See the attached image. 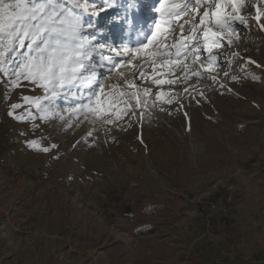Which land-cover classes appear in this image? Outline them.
Wrapping results in <instances>:
<instances>
[{
    "label": "rangeland",
    "instance_id": "rangeland-1",
    "mask_svg": "<svg viewBox=\"0 0 264 264\" xmlns=\"http://www.w3.org/2000/svg\"><path fill=\"white\" fill-rule=\"evenodd\" d=\"M130 2L113 0L98 17L85 14V34L91 19L105 52L121 51L116 41L131 20L133 47L146 42L160 21L157 0ZM215 3L207 0L199 12L189 7L161 24L168 43L189 36L188 23L199 31L188 42L187 59L171 68L157 66L166 63L163 50L152 55L159 38L141 52L147 59L133 61L145 66L143 79L134 76L136 90L148 88L152 95L136 114L114 124L78 117L74 109L87 102L86 85L43 99L39 86L21 79L14 87L15 77L0 72V264H264V16L255 19L257 7L264 13V0H245L247 24L233 21L235 31L221 33L211 61L199 20L204 11L215 12ZM212 20L217 31L214 15ZM182 23L186 28L178 35L172 29ZM17 53L23 60L27 47ZM193 55L199 56L195 64ZM95 58L100 79L116 82L99 50ZM153 59L157 65L149 67ZM152 76L176 82L156 85ZM160 92L172 103L156 100ZM25 95L41 97L40 107L25 102ZM13 104L23 106L14 110ZM33 141L49 151L33 148ZM172 160L184 170L176 176V191L165 182ZM146 193L175 211L167 228L148 226L135 212L133 201ZM111 240L123 246L112 248Z\"/></svg>",
    "mask_w": 264,
    "mask_h": 264
},
{
    "label": "snow or ice",
    "instance_id": "snow-or-ice-1",
    "mask_svg": "<svg viewBox=\"0 0 264 264\" xmlns=\"http://www.w3.org/2000/svg\"><path fill=\"white\" fill-rule=\"evenodd\" d=\"M112 2L113 0H104L103 4L96 5L94 0H72L71 6H67L61 0H10V2L0 0V72L6 76L15 77L11 81L14 87L20 86L21 79L39 86L45 93L43 99H47L48 94L55 98L62 89L71 91L74 87L86 85L87 102L78 104L74 111L77 112L78 117L82 114L85 120L90 119L93 124L97 121L102 124H114L125 116L136 114V109L145 105L144 98L151 96L152 93L148 88H145L142 93L136 90L138 86L130 79V76H140L143 79L145 66L134 64L133 61L147 59L140 55L141 52L146 53L158 38L160 47L153 48L152 55L155 56L163 50V55L167 60L165 64L157 65V61L153 59L149 62V67L157 65L171 68L174 63H182L184 59H187L188 52L185 50L188 48V42L196 39V32L199 31L197 24H191L192 33L189 36L181 35L178 40L174 38L171 43H168L166 30L161 28V24H167L174 18H179L182 13L189 10V7L199 12L201 4L206 3L207 0H191V5L184 0H181V3L157 0L159 6L154 11L160 14V21L155 23V30L150 33V38L135 48H124L121 51L110 48L108 52H105L106 46L97 40L96 26L91 19L87 20L89 31L85 34V14L88 17H98L105 10V6H110ZM134 2L135 0H131L129 7H132ZM244 7L245 0H226V2L216 0L214 13L203 12L199 25L204 28L203 47L209 52L211 61L216 60V56L212 55V49L220 46L221 33L228 30L234 32L233 21L239 20L241 24H247L246 18L241 15ZM213 15L217 31H213L211 27ZM262 16L264 13H261L260 8L257 7L255 19L259 21ZM260 27L264 29V24ZM172 30L183 33L184 25L179 24ZM25 47H27V55L23 60L17 61L16 57L19 55L17 49ZM170 49H175V51L171 52ZM98 50L101 58L106 57L105 63L111 64L109 72L116 73V82L109 83L107 80L100 79L102 73L96 70L95 58ZM199 51L198 47L194 49L195 53ZM112 52L118 57L127 53V58L124 61L114 60L109 54ZM198 59V55H193L192 63L195 64ZM14 63L16 67L10 71ZM125 68H138L139 71L129 72L125 71ZM183 71L184 79H188L187 65ZM192 74L200 75L195 69L192 70ZM175 82L152 76V83L156 85L174 84ZM121 88L126 90H121ZM166 95L168 94L160 92L156 100L172 103L171 97L164 100ZM80 96L83 99V93ZM22 99L39 108L42 98L33 99L25 95ZM22 106L13 104L12 108L15 110ZM152 106L155 107V102ZM40 110L43 111V109ZM28 115L31 116V112ZM139 115L142 117L143 113ZM16 119L24 120V116H17ZM31 146L43 152L49 151L48 148H40L35 141L31 143ZM52 147L55 148L56 145Z\"/></svg>",
    "mask_w": 264,
    "mask_h": 264
},
{
    "label": "trees",
    "instance_id": "trees-1",
    "mask_svg": "<svg viewBox=\"0 0 264 264\" xmlns=\"http://www.w3.org/2000/svg\"><path fill=\"white\" fill-rule=\"evenodd\" d=\"M183 166L178 160L170 161L166 166V185L172 191L178 190L176 176L183 173ZM135 212L143 214L147 218L148 226L153 228H167L174 222L175 211L164 201L151 193L139 196L133 201ZM112 248L123 246V243L111 240Z\"/></svg>",
    "mask_w": 264,
    "mask_h": 264
},
{
    "label": "bare ground",
    "instance_id": "bare-ground-1",
    "mask_svg": "<svg viewBox=\"0 0 264 264\" xmlns=\"http://www.w3.org/2000/svg\"><path fill=\"white\" fill-rule=\"evenodd\" d=\"M156 7V3H154L153 5H152V8H155ZM110 8H111V6H109V5H106L105 6V10H110ZM104 10V11H105ZM103 11V12H104ZM137 12H139V10H138V8H136L135 10H134V13H136L137 14ZM133 13V14H134ZM135 15V14H134ZM139 15V14H138ZM159 16H160V14H159ZM183 25H184V28H186V26H185V23H182ZM166 25H168V23L166 24ZM187 26H189L190 28H191V24L190 23H188V24H186ZM131 27H133V21L131 20V22L130 23H127L126 24V31H125V35L122 37V38H118V40L116 41V43H117V49H120V50H123L124 48H135V47H137V46H134L133 47V45L131 44L132 43V35H131ZM141 27L142 28H144L145 27V24L144 23H142L141 24ZM169 27V26H168ZM172 29V28H171ZM177 33H178V35H179V31L177 30ZM138 35H139V33H138ZM111 44H112V40H111ZM113 48V47H112ZM110 49V48H109ZM126 58H127V53H125L124 55H123V61L124 60H126ZM131 71H138L139 69L137 68V69H130ZM130 71V72H131ZM130 79L135 83V81H134V76H130ZM111 81V80H110ZM110 83V82H109Z\"/></svg>",
    "mask_w": 264,
    "mask_h": 264
}]
</instances>
